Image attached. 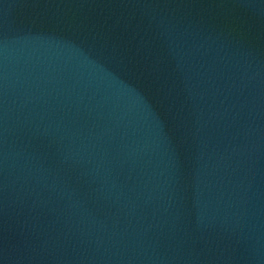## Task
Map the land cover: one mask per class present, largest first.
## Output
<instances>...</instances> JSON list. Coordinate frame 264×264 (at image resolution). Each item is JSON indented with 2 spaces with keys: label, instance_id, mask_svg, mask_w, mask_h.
I'll list each match as a JSON object with an SVG mask.
<instances>
[{
  "label": "water",
  "instance_id": "water-1",
  "mask_svg": "<svg viewBox=\"0 0 264 264\" xmlns=\"http://www.w3.org/2000/svg\"><path fill=\"white\" fill-rule=\"evenodd\" d=\"M0 264H264V0H0Z\"/></svg>",
  "mask_w": 264,
  "mask_h": 264
}]
</instances>
